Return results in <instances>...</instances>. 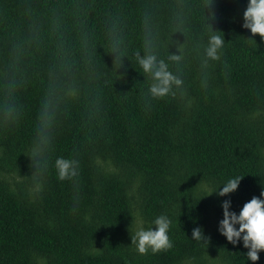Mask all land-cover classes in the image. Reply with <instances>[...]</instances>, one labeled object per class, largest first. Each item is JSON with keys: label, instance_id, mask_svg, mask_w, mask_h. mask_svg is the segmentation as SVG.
Listing matches in <instances>:
<instances>
[{"label": "trees", "instance_id": "trees-1", "mask_svg": "<svg viewBox=\"0 0 264 264\" xmlns=\"http://www.w3.org/2000/svg\"><path fill=\"white\" fill-rule=\"evenodd\" d=\"M247 5L0 0V264H254L218 230L224 201L264 199V40ZM212 34L224 45L205 64ZM148 43L183 81L174 95L150 96ZM61 157L77 177L57 178ZM159 215L173 246L141 255L131 236Z\"/></svg>", "mask_w": 264, "mask_h": 264}, {"label": "clouds", "instance_id": "clouds-1", "mask_svg": "<svg viewBox=\"0 0 264 264\" xmlns=\"http://www.w3.org/2000/svg\"><path fill=\"white\" fill-rule=\"evenodd\" d=\"M243 17L242 26L249 29L253 36L258 34L264 40V0H248ZM223 45L224 39L220 35H210L208 45L204 50L206 57L204 63L207 64L208 60H218L219 50ZM114 51L117 53L116 63L122 67L123 61L119 55V49L114 48ZM136 60L143 73L151 79L148 92L152 98L160 99L170 94L174 95L173 89L182 86L183 81L169 70V66L164 60H158L150 43L146 44L143 56L139 53L136 54ZM169 60L179 63L182 56L172 54L169 56ZM49 107L50 105L46 101L44 109L46 122L50 120ZM55 169L60 181L72 180L79 175V161L71 158H57ZM242 179L243 177L229 179L222 189L216 191L217 195L226 196L233 193L238 189ZM261 197H264V191L261 192ZM230 208V200L222 203L223 219L219 222L218 230L233 245L242 240L243 246L248 249L247 259L255 264L259 260L258 253L264 251V199L253 197L243 205L239 214L231 211ZM153 225H155V230L153 227L148 229L141 227L131 236V244L141 255H145L149 251L152 253L165 251L173 246L168 234L171 226L168 216L159 215L154 219ZM192 238L196 241L205 240L202 228H194Z\"/></svg>", "mask_w": 264, "mask_h": 264}]
</instances>
